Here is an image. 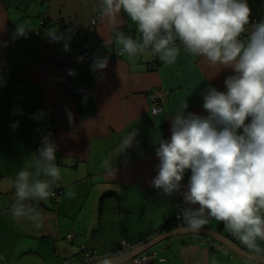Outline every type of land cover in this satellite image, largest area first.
I'll use <instances>...</instances> for the list:
<instances>
[{"label":"crops","instance_id":"obj_1","mask_svg":"<svg viewBox=\"0 0 264 264\" xmlns=\"http://www.w3.org/2000/svg\"><path fill=\"white\" fill-rule=\"evenodd\" d=\"M100 9L99 0H0V264H60L77 256L79 244L94 251L99 262L122 255L117 251L122 240L131 251L185 227L183 221L166 223L188 206L182 196L186 189L168 196L149 185L158 163L150 134L161 130L167 138L170 115L184 101L187 111L207 115L202 92L209 85L224 91V80L233 72L182 48L173 64L150 50L134 58L116 55L122 46L113 28L134 39L140 33L123 12L106 17ZM64 19H70L69 26L62 23ZM16 25L24 26L28 34L13 42L10 36ZM59 33L71 37L70 50H64V40L49 38ZM83 51L92 57L69 65L75 75H69L68 86L58 55ZM97 56H107L108 64L92 71ZM79 87L89 89L90 95L78 93ZM153 89L166 91L162 111L156 115L148 98ZM134 128L138 132L134 146L118 154L121 139ZM49 133L57 146L61 177L55 184L60 198L30 201L41 213L38 224L18 221L10 213L15 176L29 166L28 157ZM105 159L115 164L114 177L102 167ZM189 175L186 170L183 185ZM203 228L250 252L224 224L209 220ZM67 233H74L73 241L65 240ZM203 241L219 244L206 236L186 234L149 251L157 254L155 264H212L213 260L215 264H259L229 249H211ZM258 243L264 247V241Z\"/></svg>","mask_w":264,"mask_h":264},{"label":"clouds","instance_id":"obj_2","mask_svg":"<svg viewBox=\"0 0 264 264\" xmlns=\"http://www.w3.org/2000/svg\"><path fill=\"white\" fill-rule=\"evenodd\" d=\"M99 4L106 17L126 14L140 33L134 39L113 28L121 55L134 58L150 50L173 64L182 48L212 66L232 70L224 80V91L209 85L202 92L207 115L187 111L184 101L170 115L167 138L161 130H152L158 163L149 185L168 196L186 189L182 196L188 206L177 215L187 230L199 232L214 218L247 250L264 256V247L258 243L264 241V17L250 22L248 0H99ZM27 34L24 26L16 25L10 39H26ZM49 38L64 40V50H70V36L59 33ZM108 59L94 57L90 70L105 69ZM68 75L74 76V70L69 69ZM67 115L71 123L70 110ZM137 135L134 128L124 136L118 154L132 148ZM41 145L28 157L29 166L15 176L10 213L18 221L39 223L41 213L30 201L52 197L61 177L57 146L49 137ZM102 167L107 175L115 176L111 159H105ZM186 170L190 175L183 185ZM103 264H113V260L105 259Z\"/></svg>","mask_w":264,"mask_h":264},{"label":"built area","instance_id":"obj_3","mask_svg":"<svg viewBox=\"0 0 264 264\" xmlns=\"http://www.w3.org/2000/svg\"><path fill=\"white\" fill-rule=\"evenodd\" d=\"M62 23L66 26H69L71 21H70V19H64L62 21ZM94 23H95V21L93 20L92 26L90 29L93 28ZM119 54H120L119 52L116 53V55H119ZM91 57L92 56L88 51H83L80 53H66L65 52V53H60L58 55L57 62L60 63L62 65V67L64 68V72L66 74L68 86L71 85V81H70L69 75H68L69 65L73 62L82 61L84 59H88ZM77 92L81 93L85 96L90 95V90L83 88V87H79L77 89ZM66 96L69 97V96H71V94L67 93ZM165 96H166V91L162 90V89H153V90H150L148 92L150 111L153 115H156L162 111ZM44 137H49L50 140H52L53 133H49V134L41 137V139H40V141L36 147L37 150L42 146L41 141ZM52 191L54 194L50 198L53 201H58V199L60 198V195H61V191H60V188L58 187V185L55 184ZM170 220L174 223H178V222L182 221L178 217L177 213L174 214ZM209 220H215V219L210 218ZM217 222H219V221H217ZM219 223L223 224V222H219ZM74 238H75L74 233H67L65 235V240L68 242L73 241ZM202 243H205L211 249L222 250L225 252L229 251L226 247H224L220 243L216 244V245L213 244L212 242H204L203 241ZM129 250H130V245L126 240H122L119 243H117V251L120 254H122V253L124 254V253L128 252ZM98 258H99V256L94 251L88 249L84 244H79L77 256L65 259L60 264H91V263L97 262ZM156 261H159V259L157 258L156 252L147 251V252H144V253L138 255L134 259L126 262L125 264H155Z\"/></svg>","mask_w":264,"mask_h":264},{"label":"water","instance_id":"obj_4","mask_svg":"<svg viewBox=\"0 0 264 264\" xmlns=\"http://www.w3.org/2000/svg\"><path fill=\"white\" fill-rule=\"evenodd\" d=\"M186 234H194V235H201V236L209 237L211 239H214L218 243L222 244L224 247H226L227 249H229L233 253L237 254L238 256H241V257H243L249 261L255 262V263L264 264V257L258 256L254 253L246 251L245 249H243L239 245L235 244L233 241H231L230 239H228L225 236H222V235L215 233V232L208 231L205 228H202L199 232L194 233V232L187 230L186 227H180V228L174 229L172 231L166 232L162 235H159L157 237L150 239L149 241L141 244L139 247H137L131 251H128V252H126V253H124V254L116 257V258H113L112 259L113 264H124V263L134 259L138 255L149 251L156 244H158L164 240L170 239L172 237L180 236V235H186ZM91 264H103V261H99V262H95V263H91Z\"/></svg>","mask_w":264,"mask_h":264},{"label":"trees","instance_id":"obj_5","mask_svg":"<svg viewBox=\"0 0 264 264\" xmlns=\"http://www.w3.org/2000/svg\"><path fill=\"white\" fill-rule=\"evenodd\" d=\"M248 2L251 9L250 22H254L259 18L264 17V0H248ZM43 24H45V21H43ZM169 222H171V220L168 221L166 225H168Z\"/></svg>","mask_w":264,"mask_h":264}]
</instances>
